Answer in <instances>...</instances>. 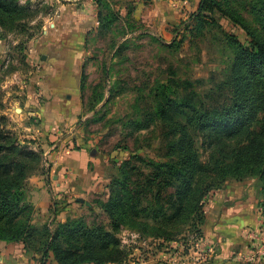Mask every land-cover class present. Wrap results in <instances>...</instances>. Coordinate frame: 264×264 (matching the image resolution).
Returning <instances> with one entry per match:
<instances>
[{"label": "rangeland", "instance_id": "374dc122", "mask_svg": "<svg viewBox=\"0 0 264 264\" xmlns=\"http://www.w3.org/2000/svg\"><path fill=\"white\" fill-rule=\"evenodd\" d=\"M155 1L18 0L21 5L29 2V7L37 10L31 26L40 20L41 27L31 38L0 30V130L6 138L0 144H11L39 157L24 160L28 167L25 201L34 225L41 226L35 221L31 192L38 183H49L51 170L45 161L47 148H41L36 131L38 109L55 89L57 76L71 78L75 74L80 78L81 110L75 129L78 147L88 146L104 159L110 179L85 201L72 202L71 215L56 224L78 219L97 224L104 220L96 203L108 197L107 185L130 154L140 158L133 162L134 173L140 178L134 175L133 179L153 172L146 163L162 161L159 156H164L167 142L162 133L167 125L156 121L137 132L133 125H146L144 114L152 112L158 84L169 85L178 96L193 91L207 106H220L228 98L226 91L216 88L225 80L232 58L228 35L247 45L245 32L219 13H214V24L197 32V24L191 22L185 30L187 18H172L181 12L180 6L170 4L175 0H163L164 4ZM253 1L228 0L237 16L262 30L251 11ZM227 189L243 204L237 217H224L222 206L214 204L225 201L219 194ZM260 203L257 177L226 181L204 199L199 227L202 238L198 241L194 229L187 225L173 241L154 239L123 226L117 238L128 254L121 264H264ZM54 206V213L59 215L61 208L56 203ZM45 264L57 263L52 259Z\"/></svg>", "mask_w": 264, "mask_h": 264}, {"label": "trees", "instance_id": "16d2710c", "mask_svg": "<svg viewBox=\"0 0 264 264\" xmlns=\"http://www.w3.org/2000/svg\"><path fill=\"white\" fill-rule=\"evenodd\" d=\"M250 7L262 30L237 16L228 0H199L189 14L183 23L185 30L193 22L198 32L214 24V13H219L249 38L243 45L228 35L232 58L225 80L216 85L228 98L220 106H207L193 91L178 96L169 85L158 84L152 112L144 114L146 125H133L135 132L156 121L167 125L162 133L166 152L159 156L162 161L144 163L153 172L141 174L140 180L133 179L134 175L140 178L133 165L139 156L130 154L121 162L107 185L108 197L96 203L105 217L100 223L78 219L53 227L34 225L25 201L28 167L24 160L39 157L0 144V242L23 244L39 257L40 264L50 258L57 264H121L128 254L117 238L121 227L173 241L187 225L194 229L198 241L202 238L199 227L204 199L226 181L250 177H257L260 183L264 227V0H254ZM35 14L37 10H32L29 2L21 5L18 0H0V30L31 38L41 27L40 20L31 26ZM1 132L3 141L6 138Z\"/></svg>", "mask_w": 264, "mask_h": 264}, {"label": "crops", "instance_id": "0c3cea01", "mask_svg": "<svg viewBox=\"0 0 264 264\" xmlns=\"http://www.w3.org/2000/svg\"><path fill=\"white\" fill-rule=\"evenodd\" d=\"M156 1L164 4L163 0ZM170 4L173 7L180 6L181 12L176 14L179 17L176 18L174 14L172 16L174 20H180L196 10L199 0H175L170 1ZM79 79L75 74L71 78L66 75L57 76L53 81L55 89L50 91L38 109L40 123L36 131L42 142L41 148H47L45 161L49 162L51 170L49 183L45 185L42 181L31 192L37 225L48 223L53 227L56 222L64 221L71 215L72 202L85 201L89 194L100 190L110 179L106 161L89 151L88 146L78 147L75 129L81 110ZM52 147V150H48ZM220 193L219 198L225 201L217 200L214 204L222 206L224 217H237L243 207L241 201H236L237 194L232 193L231 189ZM55 203L57 208H61L59 215L54 213ZM37 260L38 256H33L21 243L0 242V264H37ZM51 260L48 259V262Z\"/></svg>", "mask_w": 264, "mask_h": 264}]
</instances>
